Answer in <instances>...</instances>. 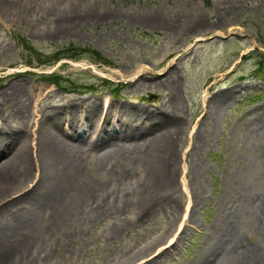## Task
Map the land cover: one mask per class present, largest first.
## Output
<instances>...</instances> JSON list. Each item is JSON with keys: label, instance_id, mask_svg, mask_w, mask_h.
<instances>
[{"label": "rangeland", "instance_id": "1", "mask_svg": "<svg viewBox=\"0 0 264 264\" xmlns=\"http://www.w3.org/2000/svg\"><path fill=\"white\" fill-rule=\"evenodd\" d=\"M3 3L0 93L9 81L20 78L33 93L38 87L45 90L40 107L57 99L65 102L63 98L70 103L67 98L76 96L78 114L93 107L94 101L106 100L114 103L112 120L133 119L135 109H147L152 114L167 112L182 124L172 139L174 202L130 223L132 210L126 206L127 211L122 212V203L140 196L149 180L141 160L135 159L137 152L129 149L118 154L114 165L106 169L96 162V149H89L77 189L86 197L92 188L107 187L118 211L107 209L110 214L93 226L82 227L75 218L53 226L41 249L43 264H112L158 235L169 241L172 229L180 228L188 196L199 193L204 201L196 210L197 225L187 229L178 253L161 261L188 264L205 245L200 241L221 194L228 200L247 188H261L264 193L260 184L264 179V141L248 127V118L264 107V0ZM226 90L233 91L230 103L216 119L208 113L204 117L210 97ZM28 99L31 115L37 101ZM13 108V102L4 101L0 124L7 120L9 129L18 124L7 116ZM94 120L83 133L87 137L97 135ZM96 205H88L87 210ZM237 205L238 201L227 204L232 209ZM116 225L119 227L114 229ZM239 225L238 234L246 244L264 240L257 219ZM223 264H235L234 256Z\"/></svg>", "mask_w": 264, "mask_h": 264}, {"label": "bare ground", "instance_id": "2", "mask_svg": "<svg viewBox=\"0 0 264 264\" xmlns=\"http://www.w3.org/2000/svg\"><path fill=\"white\" fill-rule=\"evenodd\" d=\"M3 5V0H0L2 9ZM24 82L15 78L0 93V117L3 115L4 101L7 100V103L13 102L15 107L11 116H7L18 123L10 126V129L5 127L7 120L0 124V264H43L41 249L53 226L64 224L67 218H75L82 227L93 226L105 214H110L111 210L107 209L118 211V206L115 207L110 201L107 187L92 188L86 197L82 190L77 189L90 150L96 149V162L106 169L114 165L118 154L129 149L137 152L135 159L141 160L149 180L140 196L128 197L122 203V212L127 211L126 206L132 210L130 223H137L162 204L170 206L174 202L172 191L175 189V179L172 175L176 157L172 139L174 133L181 130L179 120L171 118L167 112L152 114L147 109H135L133 119L124 117L121 120V117H117L112 120L116 111L114 103L106 100L94 101L90 110L86 108L78 114L76 96L67 98L70 103H65L66 99L63 98L65 102L57 99L53 104L40 107L45 90L38 87L33 93ZM171 83L175 85L174 81ZM232 92L226 90L212 95L204 117L208 113V117L216 119L232 100ZM32 98L37 105L30 115L27 99L32 103ZM70 104L72 106L69 108ZM99 107L102 108L95 114ZM93 118L96 120L97 135L87 137L83 133L90 125L92 127ZM248 120L250 126L253 124V127L248 125L250 131L258 133V137L261 136L264 141V107ZM260 184L261 187L264 185V179ZM260 189L254 191L247 188L235 199L231 197L226 200L224 194L216 199L214 215L200 241L202 246L205 245L187 261L188 264H223L230 255L234 256L235 264H264V240L249 245L238 234L239 223L254 218L264 229V193ZM100 201L104 203L100 204ZM203 201L202 194L196 193L192 198L188 196V206L180 228L175 232V227L172 229L173 237L169 241L163 234L158 235L112 264H162L163 258L177 254L176 250L187 229L197 225L196 210ZM237 201L234 209L227 206ZM91 204L97 205L87 210ZM172 209L175 211V208ZM47 219L51 222H47ZM173 219L168 222V231L173 226ZM121 221L126 223L127 219Z\"/></svg>", "mask_w": 264, "mask_h": 264}, {"label": "trees", "instance_id": "3", "mask_svg": "<svg viewBox=\"0 0 264 264\" xmlns=\"http://www.w3.org/2000/svg\"><path fill=\"white\" fill-rule=\"evenodd\" d=\"M69 49L74 50V47H71V48H69ZM58 77H60V75H57V76H56V78H57L56 83H57V84H59V82H58Z\"/></svg>", "mask_w": 264, "mask_h": 264}]
</instances>
